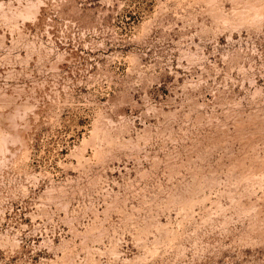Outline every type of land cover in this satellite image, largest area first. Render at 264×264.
Returning <instances> with one entry per match:
<instances>
[{
    "label": "rangeland",
    "instance_id": "rangeland-1",
    "mask_svg": "<svg viewBox=\"0 0 264 264\" xmlns=\"http://www.w3.org/2000/svg\"><path fill=\"white\" fill-rule=\"evenodd\" d=\"M0 264H264V0H0Z\"/></svg>",
    "mask_w": 264,
    "mask_h": 264
}]
</instances>
